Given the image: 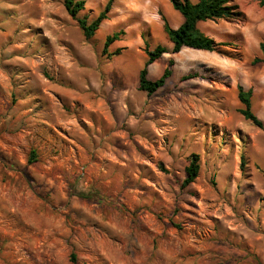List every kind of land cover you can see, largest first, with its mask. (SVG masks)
<instances>
[{
    "label": "rangeland",
    "instance_id": "374dc122",
    "mask_svg": "<svg viewBox=\"0 0 264 264\" xmlns=\"http://www.w3.org/2000/svg\"><path fill=\"white\" fill-rule=\"evenodd\" d=\"M83 1L89 24L108 2ZM155 4L174 10L117 0L85 39L62 0H0V264H264V130L240 115L234 85L261 75L252 111L264 123V64L181 54L163 88L139 91L145 44L170 45ZM240 49L243 61L260 53L253 39Z\"/></svg>",
    "mask_w": 264,
    "mask_h": 264
},
{
    "label": "trees",
    "instance_id": "16d2710c",
    "mask_svg": "<svg viewBox=\"0 0 264 264\" xmlns=\"http://www.w3.org/2000/svg\"><path fill=\"white\" fill-rule=\"evenodd\" d=\"M63 6L68 15L78 23V26L83 32L85 39H91L95 36L100 29L103 22L109 19V14L115 4V0H108L104 10L99 14L97 19L92 23H88L87 18H79L80 12L85 10L86 3L83 0H62ZM261 6H264V0H257ZM173 8L181 13L184 17V24L174 30L169 27L165 21L164 30L165 33L173 43L172 53H179L184 47L215 52L223 55L227 58L242 61L241 56L234 55L233 53L226 51L224 48L228 44L217 43L213 39L206 36L198 28L199 22H205L209 20L231 19V20H243L244 14L239 11V8L235 5H231V0H198L196 4H193L190 0H170ZM125 32H119L112 36H109L105 42L103 54L108 55L109 47L120 40ZM260 49L262 51L261 58H255L252 61V65L264 64V42L261 43ZM144 52L148 59L145 63V67L139 74L138 90L147 93L149 96L156 93L159 89L163 88L167 80L172 76V67L174 65L173 60L169 62L168 68L164 71L163 75L156 81L148 79V67L155 61L160 59L164 54L168 53V49L163 46H157L151 49L148 43L145 44ZM116 52L114 55H118ZM198 73H189L182 77V81H188L198 78ZM252 90H245L242 86L238 87V100L242 104L243 108L239 110L240 115L246 120L251 122L256 128L264 130V123L253 113L252 111ZM242 166H244V158H242ZM187 179L185 185H190L195 182L199 176L200 164L199 156L193 155L191 164L186 170ZM83 197V195H82Z\"/></svg>",
    "mask_w": 264,
    "mask_h": 264
},
{
    "label": "crops",
    "instance_id": "0c3cea01",
    "mask_svg": "<svg viewBox=\"0 0 264 264\" xmlns=\"http://www.w3.org/2000/svg\"><path fill=\"white\" fill-rule=\"evenodd\" d=\"M190 1L193 4H196L198 2V0H190ZM254 1L256 3H253V4L249 3V4H252V8H251V7H242V5L240 3L241 1H239V0H231L230 4L237 6L239 8V11L244 14L245 18L243 20H231V19H220V20H215V21L209 20V21H205V22L204 21L199 22L197 25L202 33H204L209 38L213 39L215 42L228 44V46L225 47L224 49L226 51L233 53L234 55L241 56L242 61L233 60V59H231V61H230V60H228L230 58L222 57L220 55H219L220 57H218L217 53H214V52L211 53L208 51L194 50V49H190V48H186V47H184L179 53L173 54L171 52L173 49V43H171V42H170V45H167L166 47L163 46V47L168 49V53L164 54L161 58L166 56L170 59V61L173 60V62H174L173 67H175L176 64L178 63L179 56L181 54H185V55H187V57H186L187 59L185 58L186 60L195 59L197 61L203 60L205 62H208V63L204 64V63H201V61H199L203 67L220 68L219 66L227 65L230 69H234V71H236L240 68V65H244L245 69H251V66H253L252 61L255 58H261L262 57V51L260 49V45H261V43L264 42L261 39L257 40V38L255 36L256 31L261 33V30H264V27L261 26L262 25L261 23L264 22V11L262 13L260 21L258 20L255 22L254 21L255 18L253 17L254 11L256 12L258 10L257 6L258 5L260 6L259 8L261 9V12H262V9H264V6H261L257 0H254ZM148 2H150V4H152V0H148ZM116 3H117V0H115V4H114L113 8L115 7ZM133 6L137 9L139 8V6H136L135 2H133ZM113 8H112V10H113ZM174 10H172V8L170 6H167L168 14L174 18V21H171V20L169 21L168 14L167 13L164 14L162 12L161 8L155 4L152 7V9H150V11H149L150 19L153 20V22L158 23L159 25H163V30H164L165 21L168 23L170 28L176 30L184 24L185 19L181 15V13H179L178 11L175 10L176 12L179 13L178 14ZM146 11H148V10H146ZM111 12H110V14H111ZM110 14H109V16H110ZM150 19H148L149 22L151 21ZM145 30H147V28ZM164 32H165V30H164ZM226 36H230L231 39H225ZM166 37H167V35H166ZM167 39H168V37H167ZM251 39H253L257 45H259L260 53L257 54L253 59L243 61V54H242V50L240 48H241V46H245L246 42L250 41ZM172 73H173V71H172ZM241 79H243V73H242ZM232 80L233 79L231 77H229V81L233 84L234 82ZM244 81L245 80H240L238 83H234V85L237 88L239 86H242L246 91L251 90L253 88V94H254L255 88L257 86H260V84H261V75L256 74L255 70H253V77L247 82L248 84H246ZM246 85H248V86H246Z\"/></svg>",
    "mask_w": 264,
    "mask_h": 264
}]
</instances>
